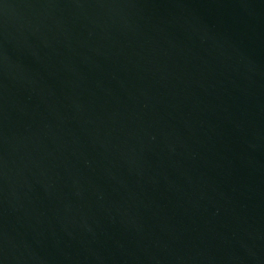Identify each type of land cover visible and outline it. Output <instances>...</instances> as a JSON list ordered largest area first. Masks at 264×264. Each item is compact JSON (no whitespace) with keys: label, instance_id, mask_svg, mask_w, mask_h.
<instances>
[{"label":"water","instance_id":"1","mask_svg":"<svg viewBox=\"0 0 264 264\" xmlns=\"http://www.w3.org/2000/svg\"><path fill=\"white\" fill-rule=\"evenodd\" d=\"M0 264H264V0H0Z\"/></svg>","mask_w":264,"mask_h":264}]
</instances>
